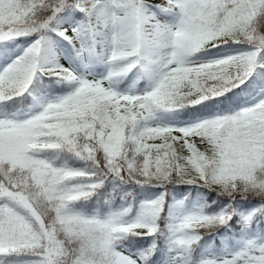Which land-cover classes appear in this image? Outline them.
Returning <instances> with one entry per match:
<instances>
[{
    "label": "snow or ice",
    "instance_id": "6c2138e0",
    "mask_svg": "<svg viewBox=\"0 0 264 264\" xmlns=\"http://www.w3.org/2000/svg\"><path fill=\"white\" fill-rule=\"evenodd\" d=\"M0 264H264V0H0Z\"/></svg>",
    "mask_w": 264,
    "mask_h": 264
}]
</instances>
